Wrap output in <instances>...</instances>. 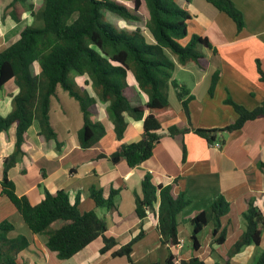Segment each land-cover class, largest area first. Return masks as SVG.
Wrapping results in <instances>:
<instances>
[{
	"label": "crops",
	"instance_id": "1",
	"mask_svg": "<svg viewBox=\"0 0 264 264\" xmlns=\"http://www.w3.org/2000/svg\"><path fill=\"white\" fill-rule=\"evenodd\" d=\"M232 1L243 14L244 27L240 31L235 21L218 10L211 0L181 2L191 15L188 36L183 43L186 44L193 35H199L207 38L212 48L201 49L205 55L204 68L196 63L176 67L174 79L189 93L186 98L189 114L185 112L176 90L171 87L168 94L170 108L158 113L161 118H168L162 124L161 140L155 146L152 157L142 165L131 168L124 160L114 164L110 157L120 146L142 140L144 121L128 117L127 129L119 140L107 112L108 105L101 102L98 103L99 116L96 119L106 125L107 134L92 148L83 149L80 146L78 134L84 119L82 126L75 128L70 115L58 126L51 120L61 143L60 149L56 141L40 135L37 121L27 132L22 146L24 156L9 171L16 193L28 196L37 205L44 199L46 191L51 194L66 191L72 204L79 201L82 212L95 210L99 217L106 219V236L114 238L117 243L113 250L104 254L101 252L105 245L103 238L67 260L59 259L57 253L48 249L47 237L34 234L19 211L2 194L4 161L15 151L16 126L0 134V223L8 221L14 226L9 239L25 237L29 243L15 257V264H129L126 257H114L112 254L142 231L144 236L132 251L134 264H163L171 252L179 264L193 257L206 264H222L230 258L234 245L246 231L244 214L250 204L253 203L264 216V170L260 168V164L264 163V118L249 121L239 130L225 131L239 118L228 100L249 111L264 103V80L259 72L260 66L264 73V0ZM27 16L30 17L25 14L24 18ZM30 23L31 18L24 28ZM119 24L128 28L131 26L124 21ZM21 26L22 22L17 24L3 14L0 19V31L3 30L0 32V51L19 39L24 29ZM146 34L153 41L149 32ZM3 35L5 40L1 38ZM6 41L9 43L4 44ZM77 83L85 88L82 78L78 77ZM86 89L94 95L91 87ZM134 91L139 94L142 104L147 103V95L137 87ZM18 92L14 81L0 90V115L6 117L12 112L13 97ZM81 115L83 118L82 112ZM173 126L184 134L171 137L169 128ZM196 130L216 131V142H221L222 148H211L208 140ZM146 174L152 175L155 185L171 186L174 197L183 195L190 201L177 216L181 247L169 248L162 244L158 230V207L155 211L149 210L143 221L137 216L136 198L143 195L142 179ZM92 189L102 190L105 199L113 190L117 191L118 210L97 208L91 198ZM221 197L229 204L228 212L219 222V231L226 233V240L223 244L214 243L220 233L214 235L216 224L211 221L199 233L200 248L195 249L191 241L192 219L208 210ZM263 253L264 226L260 245L243 247L231 257V264H255V259Z\"/></svg>",
	"mask_w": 264,
	"mask_h": 264
},
{
	"label": "trees",
	"instance_id": "2",
	"mask_svg": "<svg viewBox=\"0 0 264 264\" xmlns=\"http://www.w3.org/2000/svg\"><path fill=\"white\" fill-rule=\"evenodd\" d=\"M124 1L131 2L132 7ZM183 1L190 3L192 0H43L39 8L35 0H12L4 13V17L17 24L29 14L31 23L21 31L16 42L0 51V90L10 81H14L19 89L13 97L12 112L6 117L0 115V134L8 132L12 126L17 130L15 151L4 161L2 194L11 201L34 234L47 237L48 249L57 253L61 260L74 257L99 238L104 240L103 254L113 250L117 243L114 238L106 236V219L99 217L95 210L82 212L79 201L72 204L64 190L55 194L46 191L44 199L37 205L28 196L16 193L9 171L24 156L22 146L27 132L37 121L40 135L56 141L57 148H61L50 111L52 99L62 87L78 102L83 114L84 125L78 134L81 148L94 147L107 134L106 125L96 119L99 116L98 103L101 102L108 105L107 112L119 140L127 129L128 117L144 121L142 140L120 146L111 155V161L118 164L124 160L131 168H136L149 160L161 140L162 124L168 119L161 118L158 113L169 110L167 92L171 87L189 114L186 100L189 93L174 79L176 67L196 63L204 68L205 55L200 48H212L209 40L199 35H193L186 44L183 43L191 20L190 13L181 5ZM211 3L232 18L239 31L243 29V14L232 0H211ZM143 6L148 10L145 21L140 16ZM104 16L131 26L144 21L153 41L148 39L144 28L119 29L106 22ZM259 72L264 80L260 66ZM78 77L83 79L85 88L78 85ZM87 87L92 88L94 95ZM136 87L147 95V103H141L139 94L134 91ZM227 102L235 107L239 118L225 131H236L249 121L264 118V103L249 111L230 100ZM196 133L210 144L216 143V131L196 130ZM169 134L175 137L184 132L173 126L169 128ZM260 168L264 170V163ZM142 190V197L136 198L137 216L143 221L149 210L155 211L158 207L161 242L169 248H177L180 244L177 216L190 201L183 195L174 197L171 186L155 185L151 174L143 177ZM117 196L118 192L113 190L105 199L102 190H91L97 208L118 210ZM228 209L229 204L221 197L192 219L191 241L195 249L200 248L199 233L211 221L216 224L214 235L220 233V218ZM244 218L246 231L234 245L230 258L222 264H231V257L243 247L261 243L262 212L251 203ZM13 230L10 222L0 223V264H15V257L29 245L25 237L9 239ZM143 236L144 231L112 255L126 257L129 264H134L133 247ZM225 240L226 233L222 231L214 243L223 244ZM163 264L179 263L171 252ZM180 264L206 263L193 257ZM255 264H264V253L255 259Z\"/></svg>",
	"mask_w": 264,
	"mask_h": 264
},
{
	"label": "rangeland",
	"instance_id": "3",
	"mask_svg": "<svg viewBox=\"0 0 264 264\" xmlns=\"http://www.w3.org/2000/svg\"><path fill=\"white\" fill-rule=\"evenodd\" d=\"M12 0H0V19H2L3 14L6 12V9L8 7V5L11 3ZM38 8L42 5L43 0H35ZM121 1V0H120ZM127 3V5L132 7V3L125 1ZM7 6V7H6ZM6 7V8H5ZM5 8V10H4ZM140 16L141 18L145 19L148 16V10L146 8V6H143L140 10ZM105 17V21L106 22H110L112 23L115 27L119 28V29H123V30H134L137 27H142L144 28V31L147 33L148 31L145 28V24L143 22H138V23H133V26H121L119 24L120 20L118 21V19L116 18H109V17ZM24 18V16H23ZM28 20H30V17L28 18V16L26 18H24V20L22 21V26L21 28H24V26L26 25V23L28 22ZM1 28V27H0ZM3 32V30H1ZM0 31V32H1ZM4 36V37H3ZM1 38L5 40V35H3ZM9 42L6 41L7 44ZM13 44V43H12ZM11 45V44H10ZM9 45V46H10ZM202 48H200L201 50ZM36 71L38 72V67L36 68ZM81 81V80H80ZM82 84V81L80 82ZM59 95L55 97V99L52 102V111H51V120L55 125H59L60 122L64 119H67L68 116L70 117V120L72 122V124L74 125L75 128H79L80 126H82V122H83V118L81 115V111L79 108V104L78 102H76L75 99L71 98L64 90L62 87H59ZM169 94V91L167 92V95ZM64 113L66 114V117L64 115Z\"/></svg>",
	"mask_w": 264,
	"mask_h": 264
},
{
	"label": "built area",
	"instance_id": "4",
	"mask_svg": "<svg viewBox=\"0 0 264 264\" xmlns=\"http://www.w3.org/2000/svg\"><path fill=\"white\" fill-rule=\"evenodd\" d=\"M211 148H214V149H221L222 148V144L220 142H216L214 144H210ZM182 245L179 244L178 247H181Z\"/></svg>",
	"mask_w": 264,
	"mask_h": 264
}]
</instances>
